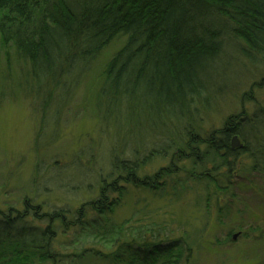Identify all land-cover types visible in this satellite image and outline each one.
<instances>
[{
	"label": "trees",
	"instance_id": "obj_1",
	"mask_svg": "<svg viewBox=\"0 0 264 264\" xmlns=\"http://www.w3.org/2000/svg\"><path fill=\"white\" fill-rule=\"evenodd\" d=\"M117 42L97 69L103 50ZM1 44L12 47L26 69L18 90L45 114L92 73L98 79L96 101L126 106L135 117L142 112L150 124L156 117L162 129L152 123V131L167 140L155 136L156 147L142 157L112 153V170L98 180L97 196L78 208L40 213L42 205L25 200L22 210H0V264H181L184 247L177 239L163 238L160 230L142 237L133 225L126 233L130 221L114 220L127 191L154 197L163 189L177 202L200 187L204 194L198 202L204 200L210 213L211 202L220 212V196L237 198L234 189L241 182L261 188L253 181L258 177L264 183V94L243 92L238 113L200 134L203 115L214 108L217 85L235 61L227 53L250 71H264V0H0ZM261 77L255 85L264 90ZM29 78L34 92L27 90ZM132 132L129 125L125 133ZM234 135L242 147H231ZM171 149L168 167L140 175L153 156L165 157ZM141 212L146 208L133 216ZM121 235L127 241L117 244ZM89 237L113 249L83 247ZM63 244L69 247L62 250Z\"/></svg>",
	"mask_w": 264,
	"mask_h": 264
},
{
	"label": "rangeland",
	"instance_id": "obj_2",
	"mask_svg": "<svg viewBox=\"0 0 264 264\" xmlns=\"http://www.w3.org/2000/svg\"><path fill=\"white\" fill-rule=\"evenodd\" d=\"M119 43L103 50L95 64L97 69L103 66ZM226 55L235 61L227 73L224 72L225 82L217 85L219 89L215 92L213 110H208L202 117L200 134L204 136L220 127L228 115L241 110L243 92L252 89L260 98L264 94L263 85H255L262 79L264 71L257 70L258 73L251 69V72L236 56ZM260 62H264V56ZM19 65L13 48L1 44L0 210H22L25 200L42 205L40 213L62 207L66 210L78 208L97 196L98 180L112 170L108 160L112 153L122 159L142 157L156 147V137L165 138L152 131V123L156 124L157 130L162 129L156 117H149L153 120L150 124L142 112L136 117L134 113L131 116L126 106L108 103L103 98L98 99V104V79L92 73L79 82L67 100H54L46 107L45 114L41 106L37 109L32 97L18 90L23 86L21 74L26 71ZM25 82L27 90L34 92L33 81L29 78ZM244 104L250 107L252 102ZM139 123L142 127L136 129ZM129 125L133 132L126 134ZM123 140L124 143L118 145ZM172 153L173 149L167 151L165 157L153 156L140 170V175L154 174L161 167H168ZM75 166L81 169L73 171ZM253 181L261 188L241 182L234 189L237 198L220 196V212L211 202L210 213L205 210L204 200L201 204L198 202L199 194H204L200 187L184 193L183 199L177 202L167 197L163 189L159 190L160 196L154 197L141 190H130L123 205L115 210L114 220L130 221L125 224L127 230L123 229L126 233L139 228L141 236L145 237L143 235H154L160 230L163 238L177 239V243L180 241L184 247L181 264H264V183L258 177ZM145 208L147 212L133 216L135 211ZM143 214L147 218L143 219ZM130 225L133 228H129ZM125 238L119 236L117 244L127 241ZM65 239L61 236L60 243ZM86 239L83 247L103 252L113 249L99 239ZM65 247L69 246L63 244L61 249Z\"/></svg>",
	"mask_w": 264,
	"mask_h": 264
},
{
	"label": "water",
	"instance_id": "obj_3",
	"mask_svg": "<svg viewBox=\"0 0 264 264\" xmlns=\"http://www.w3.org/2000/svg\"><path fill=\"white\" fill-rule=\"evenodd\" d=\"M231 147L232 148H240L242 147V144L241 142L239 141L238 137L236 135H234L232 138H231ZM238 236V233L237 234H234L232 236L233 239H236V237Z\"/></svg>",
	"mask_w": 264,
	"mask_h": 264
}]
</instances>
